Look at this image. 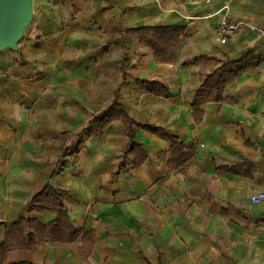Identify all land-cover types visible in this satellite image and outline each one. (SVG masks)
<instances>
[{
	"label": "crops",
	"instance_id": "0c3cea01",
	"mask_svg": "<svg viewBox=\"0 0 264 264\" xmlns=\"http://www.w3.org/2000/svg\"><path fill=\"white\" fill-rule=\"evenodd\" d=\"M224 6L231 21L260 31L220 43ZM33 12L25 45L0 54V221L17 220L32 193L50 182L75 228L93 232L95 245L88 258L78 242L38 245L22 259L264 264V205L251 202L264 191V0H33ZM147 26L184 28L175 64L156 63L132 38L104 51L116 31ZM249 53L252 67L226 88L225 101L204 105L197 122L191 101L203 63H184L200 56L238 61ZM137 79L159 80L171 96L141 91ZM115 99L137 123L161 126L193 150L183 170H170L168 140L139 128L148 158L133 168L116 121L86 139L54 176L61 147ZM37 218L46 224L54 216Z\"/></svg>",
	"mask_w": 264,
	"mask_h": 264
},
{
	"label": "trees",
	"instance_id": "16d2710c",
	"mask_svg": "<svg viewBox=\"0 0 264 264\" xmlns=\"http://www.w3.org/2000/svg\"><path fill=\"white\" fill-rule=\"evenodd\" d=\"M125 38L136 39L138 44L151 50L153 58L158 64H175L180 45L186 40L184 28L179 26H147L134 29L118 30L104 46L109 49ZM252 55L249 53L241 60L232 61L219 59L214 56H200L184 65L199 66L201 85L195 91L191 101L194 117L197 122L203 118L202 107L211 102H223L224 93L228 86L252 67ZM129 62L125 54L121 62V72L125 73V66ZM137 88L146 93L159 97L171 96L169 87L159 80H136ZM119 121L123 124V134L127 138V148L123 154L126 159L132 156L133 168L143 165L148 155L138 143L135 131L143 129L168 140L170 170H183L186 164L194 157L192 149L186 146L161 126L139 124L132 119L125 108L115 99L104 111L93 115L88 126L69 145L61 147L57 160L59 174L65 168V159L73 152L78 151L85 140L93 135H102L104 129ZM53 178V177H52ZM50 214L54 219L42 223L37 216ZM80 242L78 253L84 258L92 255L95 245L93 232H85L75 228L68 205L61 194L50 182L42 184L31 195L25 206L23 215L13 222L0 221V264H37L29 258L22 259V252L34 250L38 245H72Z\"/></svg>",
	"mask_w": 264,
	"mask_h": 264
},
{
	"label": "water",
	"instance_id": "95a60500",
	"mask_svg": "<svg viewBox=\"0 0 264 264\" xmlns=\"http://www.w3.org/2000/svg\"><path fill=\"white\" fill-rule=\"evenodd\" d=\"M33 17V0H0V52L18 51Z\"/></svg>",
	"mask_w": 264,
	"mask_h": 264
},
{
	"label": "built area",
	"instance_id": "2783aa9c",
	"mask_svg": "<svg viewBox=\"0 0 264 264\" xmlns=\"http://www.w3.org/2000/svg\"><path fill=\"white\" fill-rule=\"evenodd\" d=\"M224 12V16L220 20L219 26L216 30V37L218 41L222 44H225L230 38L235 36L236 34L240 33L241 31H252V32H259L260 30L257 29L255 25L251 22L246 20H239V21H231L228 17L229 14V7L224 6L221 11ZM264 36V32H261ZM251 202L254 205H264V191L256 193L251 197Z\"/></svg>",
	"mask_w": 264,
	"mask_h": 264
},
{
	"label": "rangeland",
	"instance_id": "374dc122",
	"mask_svg": "<svg viewBox=\"0 0 264 264\" xmlns=\"http://www.w3.org/2000/svg\"><path fill=\"white\" fill-rule=\"evenodd\" d=\"M32 23H33V22H31V24H32ZM31 24H30V26L28 27V29L26 30L24 37L22 38V40H21L20 43L18 44V51H19L20 48H22V47L25 45L26 40H27V37L30 36V34H29V32H30V27L33 26V24H32V25H31ZM32 31H33V30H32ZM18 51H17V52H18ZM2 52H5V53H7V54H9V53H16V52H13V51H11V50H4V51H2ZM2 52H0V54H1ZM1 221H3V219H1Z\"/></svg>",
	"mask_w": 264,
	"mask_h": 264
}]
</instances>
